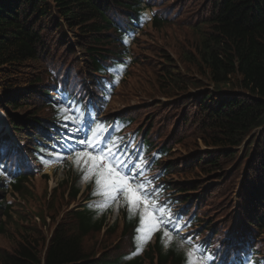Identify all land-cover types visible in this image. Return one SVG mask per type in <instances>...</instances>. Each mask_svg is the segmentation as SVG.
Wrapping results in <instances>:
<instances>
[{
    "label": "trees",
    "instance_id": "1",
    "mask_svg": "<svg viewBox=\"0 0 264 264\" xmlns=\"http://www.w3.org/2000/svg\"><path fill=\"white\" fill-rule=\"evenodd\" d=\"M141 3L142 0H0V91L3 96L0 105L10 128L35 165L41 162V153L62 142L68 131L64 126L66 112L50 98L52 92L61 95L79 117L98 111L93 101L102 107L101 102L108 98L107 90L119 94L129 69L138 62L134 57L133 64L128 65L124 57L131 48L135 50V44L146 31L142 28L134 36L129 49L128 38L138 26ZM147 5L156 7L152 1ZM210 9L211 30L208 27L198 50L194 49L199 59L196 67L203 69L199 75L208 88L187 96L190 85L199 86L202 82L193 79L189 83L183 80L186 75L176 71L165 73L170 63H163L161 76L164 77L157 85L166 77V90L182 91L181 97L174 98L186 108L181 113L182 123L191 122L187 114L192 110L207 139L205 145L214 147L215 155L191 160L193 167L210 172L218 170L222 163L234 164L239 156L237 147L245 137L249 138L236 167L247 163L243 216L254 221L253 212L264 207V0H212ZM156 12L149 25L159 30L169 18ZM70 44L77 46L82 54L80 60ZM54 46L57 50L53 56ZM60 50L61 54L68 55H59ZM127 65L124 78L115 87L119 73ZM24 107L22 115L12 116ZM109 118L113 119L114 131L136 120L121 114ZM100 125L101 122L96 130ZM170 148L161 149L168 156ZM0 165H5L9 173L6 172L13 177L10 193L14 197L27 200L34 197L28 186L34 170L22 165L18 152L8 148L0 154ZM163 165L166 175L175 174L172 163ZM76 180L75 177L70 185L66 184L71 191L67 206L79 193ZM178 186L173 187L183 193L190 190L187 184ZM159 187L167 196L163 208L169 211L175 198H169L167 190L173 187L163 181ZM7 192L5 181L0 177V235H5V228L10 224L17 226L18 231L14 248H0V264H142L146 260L147 264H186V257L177 253L174 245L165 250L161 235L144 252V257H135L142 233L136 232L140 217L131 212H125L122 218V239L112 247V252L103 255L99 253L106 245L100 247L101 242L95 241L90 246L85 239L106 228L105 218L95 217L97 209L86 204L78 209L74 207L47 234L50 225L45 223L43 210L35 212V216L40 218L44 231L37 226L15 223L13 216L23 217L27 211L15 210L16 201L6 205ZM195 196L200 201L203 193L196 192ZM47 203L49 212L53 208L50 200ZM257 221L255 226L264 225ZM115 231L116 224H113L103 233ZM125 238L129 241L126 251H114L122 248Z\"/></svg>",
    "mask_w": 264,
    "mask_h": 264
},
{
    "label": "rangeland",
    "instance_id": "2",
    "mask_svg": "<svg viewBox=\"0 0 264 264\" xmlns=\"http://www.w3.org/2000/svg\"><path fill=\"white\" fill-rule=\"evenodd\" d=\"M152 1L156 11L162 13L165 17L170 18L168 24H166L162 29L156 30L150 26L146 27V31L140 37L139 41L135 44V50L130 49L131 59L135 57V62L128 71L125 80L122 82L119 88V94H112L110 96V101L107 112L104 110L103 114L98 115L96 113H90L88 117L82 122L77 121L72 116V111L68 105L59 96H55L54 92L51 93L50 98L58 104V107L63 109L66 114H69L73 123H71V131L69 133H77V135L71 139L68 146L78 142L80 139L84 138L87 134L89 138L90 124L94 123L104 117L109 115L121 114L128 117H133L136 121L131 127L136 128L137 124L139 128L150 132L151 137L154 139H159L160 143L170 146L172 164L176 166V174L170 176L174 185L177 184H187L188 189H196L194 192L204 193L203 198L198 201L195 200V196H190L189 190L186 194L185 199L190 198L189 203L197 204L196 211L201 213L203 219V226L207 228H212L213 234H216L218 241L226 237L227 233L231 228L236 227V222L239 218V210L244 202L240 200V196L243 193V185L246 179V166L243 167V163L240 167H236L237 161L244 156L245 147L247 141H242L240 146L237 147V152L239 155L238 159L232 164L231 162H225L220 164L218 170L204 172L200 171L191 165V160L202 158L203 156L214 154V147L205 145V136L203 129L197 120L194 118L192 110L187 114L190 117L191 122L185 121L182 123L180 112L181 101L174 99L176 97H181V90H166L167 78H163L160 85L157 82L163 71V63H170V66L165 68V73L169 72H179L181 76L186 75L183 80L191 83L193 79H198L199 86L190 85L188 91L190 95H196L204 88H208L203 77L199 75L202 68L198 69L196 67L198 61L197 51L200 45V40L205 31L208 30L206 21L208 20V15L211 13V1L212 0H147L148 3ZM150 15V12H148ZM166 18V19H167ZM66 32L68 31L65 29ZM146 33V34H145ZM49 38V37H48ZM52 37L51 40H53ZM77 59L82 58V54L77 49L75 44H70ZM57 47L53 48V56ZM59 55L66 56V52ZM73 54L70 55V58ZM134 60V61H135ZM146 61L147 63H141V61ZM65 61V60H63ZM148 64V65H147ZM61 66V65H60ZM83 68V66H82ZM171 89V88H170ZM2 95H0L1 97ZM24 108L14 111L16 114L12 116L22 115ZM11 112V111H10ZM3 117V112L0 111ZM7 120V119H6ZM83 124L84 126H81ZM5 132L9 133L11 137H15L13 130L6 127ZM106 139V135H102L96 138L94 142L103 141ZM245 139H247L245 137ZM115 140L114 142H116ZM6 144H10L6 141ZM12 145V144H10ZM112 147L111 145H109ZM90 151V149L84 150ZM72 153H67L64 149H60L55 153H52V158L50 161L45 162L41 167V172L47 171L50 175L49 179H44L43 176L35 175V180L29 182L30 192L34 193L33 198H22L21 196L14 197L10 195L7 197L9 203L16 201L15 210H24L23 217L13 216L15 218V223H20L21 225H30L33 227H38L44 231V227L39 224L40 218L35 216V212L44 211L45 223L50 227L46 229L47 234L49 233V228L52 229L55 223H57L61 217H65V213L71 210L74 203H70L67 206V200L71 195V191L67 190L66 184H71V179L68 177H74V174L80 170L86 168L88 164L85 163L83 156L72 158ZM96 154V153H94ZM88 176L76 183L82 189L87 183L92 181V177L95 176L93 173L87 172ZM250 176V175H249ZM59 182L63 183V186H57ZM95 197L92 199L94 206H101L100 213L106 214L105 222L112 224L116 218L118 211L124 209L122 208L123 196L119 195L118 198L114 200H109L99 194L96 184L92 187ZM27 193L23 194L26 195ZM84 194H82L83 197ZM15 199V200H14ZM48 200H50L51 211L48 210ZM142 208L143 205H138L135 209ZM228 227V229H227ZM5 235H0V248L11 250L16 246L18 239L17 226L10 224L5 228ZM121 228L120 224L118 230L113 233H95L91 236L86 237V241L91 246V243L95 241H100L103 250L99 254H107L112 252L115 244L120 240L119 235ZM207 232V231H206ZM252 235L259 241V243L264 246V229L254 230ZM172 237V235H170ZM126 239V238H125ZM126 239L124 242H127ZM178 245V244H177ZM108 246V247H107ZM107 247L106 249H104ZM179 250L183 251V248L178 245ZM126 247H122L121 251H124ZM116 251V249L114 250ZM189 252V251H188ZM191 253V252H190ZM204 259L202 263L207 264V254L203 256ZM195 259L196 257L193 256Z\"/></svg>",
    "mask_w": 264,
    "mask_h": 264
},
{
    "label": "snow or ice",
    "instance_id": "3",
    "mask_svg": "<svg viewBox=\"0 0 264 264\" xmlns=\"http://www.w3.org/2000/svg\"><path fill=\"white\" fill-rule=\"evenodd\" d=\"M71 111L75 113L76 109H71ZM73 122L74 120L65 116V127ZM89 131L92 130L89 129ZM71 135L74 138L77 133ZM95 137V132L91 138L86 134L78 142L65 147L64 151L67 153L75 152L78 157L83 156L85 163L88 164L86 171L95 175V184L99 194L109 200H114L123 194L130 208L143 205L144 212L140 217L136 232L142 233L145 239L161 229L164 230L161 233L162 240L169 237L170 233L173 232L179 235L182 229L179 224V217L173 219L166 216L163 207L154 206L150 200L153 192L146 191L144 184L138 182L139 171L137 169H139V165L133 163L128 166L123 153L110 147L107 139L94 142ZM87 149L90 151H84ZM2 168L3 166L0 165V170ZM182 239L191 243L188 237H182ZM194 255L196 256L195 259L193 258ZM202 256H206V249L195 246L194 253L186 256V264H199V258ZM207 264H215V261L208 257Z\"/></svg>",
    "mask_w": 264,
    "mask_h": 264
},
{
    "label": "bare ground",
    "instance_id": "4",
    "mask_svg": "<svg viewBox=\"0 0 264 264\" xmlns=\"http://www.w3.org/2000/svg\"><path fill=\"white\" fill-rule=\"evenodd\" d=\"M254 52H255V51H254ZM247 55H248V54H247ZM251 56H252V55H251ZM1 116H2V115L0 114V122H1Z\"/></svg>",
    "mask_w": 264,
    "mask_h": 264
}]
</instances>
